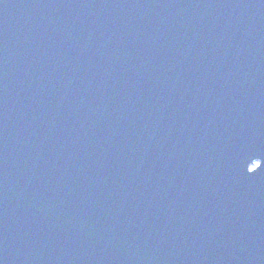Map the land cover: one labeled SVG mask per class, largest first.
Instances as JSON below:
<instances>
[{
  "label": "water",
  "instance_id": "water-1",
  "mask_svg": "<svg viewBox=\"0 0 264 264\" xmlns=\"http://www.w3.org/2000/svg\"><path fill=\"white\" fill-rule=\"evenodd\" d=\"M0 264H264V0H0Z\"/></svg>",
  "mask_w": 264,
  "mask_h": 264
},
{
  "label": "snow or ice",
  "instance_id": "snow-or-ice-1",
  "mask_svg": "<svg viewBox=\"0 0 264 264\" xmlns=\"http://www.w3.org/2000/svg\"><path fill=\"white\" fill-rule=\"evenodd\" d=\"M247 171L249 172V170L247 169ZM251 172H254L253 170H251Z\"/></svg>",
  "mask_w": 264,
  "mask_h": 264
}]
</instances>
